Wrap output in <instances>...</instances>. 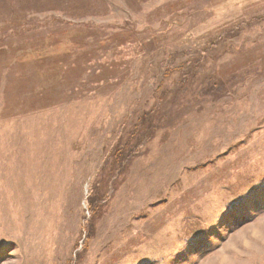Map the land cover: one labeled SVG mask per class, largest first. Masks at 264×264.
<instances>
[{
    "label": "rangeland",
    "instance_id": "1",
    "mask_svg": "<svg viewBox=\"0 0 264 264\" xmlns=\"http://www.w3.org/2000/svg\"><path fill=\"white\" fill-rule=\"evenodd\" d=\"M0 264H264V0H0Z\"/></svg>",
    "mask_w": 264,
    "mask_h": 264
}]
</instances>
